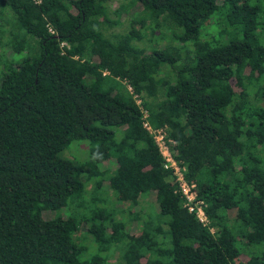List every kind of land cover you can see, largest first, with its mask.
I'll return each instance as SVG.
<instances>
[{
  "label": "trees",
  "instance_id": "1",
  "mask_svg": "<svg viewBox=\"0 0 264 264\" xmlns=\"http://www.w3.org/2000/svg\"><path fill=\"white\" fill-rule=\"evenodd\" d=\"M113 1L0 0V47L25 51L0 75V264H264V0Z\"/></svg>",
  "mask_w": 264,
  "mask_h": 264
},
{
  "label": "rangeland",
  "instance_id": "2",
  "mask_svg": "<svg viewBox=\"0 0 264 264\" xmlns=\"http://www.w3.org/2000/svg\"><path fill=\"white\" fill-rule=\"evenodd\" d=\"M118 4V1L115 0L112 2V7L116 6ZM126 25V18L125 16H123L122 18V24H118L115 25L112 30L114 31H123ZM25 51H20V52H11V48L9 46H3L0 47V75L2 73V60L4 57H9L10 61H16L17 59H20L24 56ZM87 141L86 140H76V141H72L67 147H65L60 154L62 156L65 157H69L75 161H80L83 158H86L88 156V148H87ZM115 167V164L112 163L110 164V168L113 169ZM84 174H81V177H83ZM94 187V184L92 181H87L86 182V189H87V193L86 195L88 196L89 193H91L92 188ZM103 192L102 194L106 195L110 200L113 201L114 203V207L117 208L118 212H117V216H121L123 214H125L127 212V208L128 206V201H120L119 199L117 200L114 196V194L112 193L111 189L107 187V183L106 181H103ZM112 203V202H111ZM156 202H155V198L152 192H149V195H146L145 197H140L139 198V203L136 204L135 206L132 207V209H135L136 212H140L141 216H145V209H152L151 205L155 206ZM150 205V206H149ZM120 209H124L125 211L120 212ZM147 211V210H146ZM150 211V210H149ZM155 215V214H153ZM86 224L85 225H80V229L78 233H82L84 232V229L86 228ZM129 227L131 228L132 231H136L137 229H140L139 224L133 219L131 221H129ZM86 250L88 251V247L90 246V243L86 242ZM118 253L115 252L113 257L111 258V260L113 262H117L118 259Z\"/></svg>",
  "mask_w": 264,
  "mask_h": 264
},
{
  "label": "built area",
  "instance_id": "3",
  "mask_svg": "<svg viewBox=\"0 0 264 264\" xmlns=\"http://www.w3.org/2000/svg\"><path fill=\"white\" fill-rule=\"evenodd\" d=\"M39 1V0H35ZM128 90L132 93L136 103L140 107L143 127L153 136L158 150L163 158L164 167H170L178 182L179 191L184 198V205L189 211L194 212L199 221L207 224L208 218L203 207V199L197 196V190L194 182H189L185 178V166L176 160L173 156L170 142H174L172 138L168 137L165 127H153L149 120V111L140 103V98L137 93H134L130 84H127Z\"/></svg>",
  "mask_w": 264,
  "mask_h": 264
}]
</instances>
